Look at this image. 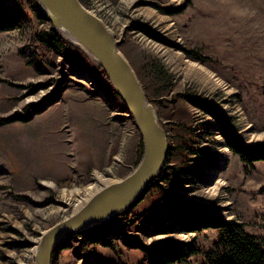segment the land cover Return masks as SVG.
<instances>
[{
	"label": "rangeland",
	"instance_id": "rangeland-1",
	"mask_svg": "<svg viewBox=\"0 0 264 264\" xmlns=\"http://www.w3.org/2000/svg\"><path fill=\"white\" fill-rule=\"evenodd\" d=\"M5 1L10 8L22 9L24 24L0 33V118L26 114L27 107L39 105L59 91L61 97L67 87L84 85L93 91L74 76L70 66L74 64L62 55L47 58L37 52L36 33L54 29L41 18L37 0ZM110 1L116 8L110 24L117 29L119 49L136 72L170 147L162 176L152 182L142 201L128 211L125 219L110 230L109 239L115 249L74 235L68 250H62V264H148L147 255L140 248L125 244L128 238L146 246L165 239L193 244L199 254L190 256L184 264H208L220 231L183 232L169 214L172 199L223 221L243 223L246 232L264 245V162L248 167L229 148L219 175L213 178V182L223 180L227 184L223 189L229 206L220 209L213 207L220 203L218 199L214 203L198 200L197 192L210 181L211 173L204 161L196 157L197 152L189 150L199 149L205 134L200 133L198 123L205 112L189 99L211 104L229 118L244 144L264 143V138L249 142L244 137L243 120L228 115L222 108L238 104L252 132L264 134V0ZM141 9L153 10L168 21L157 25L138 12ZM167 24L173 27L165 31ZM120 27L123 32L118 31ZM176 38L178 44L174 43ZM192 51L208 60L193 58L189 54ZM177 53L211 69L236 92L231 97L220 91L211 93L196 79L176 71L175 59L170 55ZM90 60L85 70L99 77L98 64ZM45 83L50 85L37 89ZM102 99L108 102L110 120L107 131L99 130L93 135L94 139L97 137L96 144L107 149L105 163L97 167L79 163L86 159L84 137H80V132L72 136L67 125L62 124L63 110L51 109L57 102L46 104L44 111L33 114L27 123L0 125V264H34L41 234L66 217L54 212L65 205V191L83 190L94 182L96 171L111 182L120 181L141 162L142 137L126 106L116 95H110V100ZM72 148L75 158H80L74 169L67 157ZM82 166L88 171L80 175ZM163 227L171 232L159 234ZM178 234L184 238H177Z\"/></svg>",
	"mask_w": 264,
	"mask_h": 264
},
{
	"label": "water",
	"instance_id": "water-1",
	"mask_svg": "<svg viewBox=\"0 0 264 264\" xmlns=\"http://www.w3.org/2000/svg\"><path fill=\"white\" fill-rule=\"evenodd\" d=\"M41 14L59 35L93 59L105 72L138 128L143 141V157L124 179L96 193L77 212L41 234L34 264H51L53 255L70 237L80 235L119 218L142 201L149 185L162 172L169 152V140L152 104L120 42L79 0H37ZM67 32L75 42L67 40Z\"/></svg>",
	"mask_w": 264,
	"mask_h": 264
},
{
	"label": "trees",
	"instance_id": "trees-1",
	"mask_svg": "<svg viewBox=\"0 0 264 264\" xmlns=\"http://www.w3.org/2000/svg\"><path fill=\"white\" fill-rule=\"evenodd\" d=\"M34 7L36 8V6ZM41 18L45 20L43 16ZM23 24L24 15L22 9L18 6L10 8L5 0H0V33L13 31ZM35 39L39 44L37 52L43 53L47 58L54 54L62 55L66 61L82 69H87L92 62L88 55L64 40L53 28L49 31L36 33ZM189 54L196 59L208 60V58L199 56L194 51L189 52ZM98 79L111 95H116L109 79L100 66ZM49 85V83L39 84L37 89H44ZM60 95L61 91L54 96L48 97L39 105L27 107L25 109L26 114L16 113L9 118H0V125L14 122L27 123L32 119L33 114L43 112L46 104L52 105L58 102ZM189 101L199 110L223 120L222 132L230 150L234 155L240 157L248 167H253L257 162H264V143L257 145L244 144L231 120L223 116L213 105L199 99H189ZM189 150L193 153L197 152L193 148H189ZM127 214L128 212L107 224L80 235L89 243L101 244L115 249L109 239L110 230L119 224L121 220L125 219ZM169 214L172 221L179 225L185 233H199L203 229H218L220 231L219 240L215 243V250L208 255V264H264V245L258 238L246 232L243 223L223 221L205 210L183 206L173 199ZM170 232L171 229L168 227H163L159 230V234ZM71 239L72 237L67 239L61 245V249L69 248ZM125 244L130 248H140L147 255L148 264H184L190 256L199 254V250L193 244L185 245L167 239L156 241L154 245L146 246L133 243L128 238L125 240Z\"/></svg>",
	"mask_w": 264,
	"mask_h": 264
},
{
	"label": "bare ground",
	"instance_id": "bare-ground-1",
	"mask_svg": "<svg viewBox=\"0 0 264 264\" xmlns=\"http://www.w3.org/2000/svg\"><path fill=\"white\" fill-rule=\"evenodd\" d=\"M128 1L133 3L137 0H128ZM138 12L146 15L148 18H152V20L156 22L157 25H160L163 22L165 23L168 21V18L160 16L156 12L150 9H141V10H138ZM172 27H173V24H167L165 25L164 28H165V31H167L171 29ZM118 31L123 32V29L120 27V30L118 29ZM111 32L113 35L116 34L115 30H112ZM173 32L176 33L175 31ZM61 34L67 40L71 42H75V40L67 32L61 31ZM174 40H175L174 43L178 44L177 42H179V39L176 38ZM156 48L158 50L161 49V47H158V46ZM170 56L171 58L175 59L176 71H180L181 73H185L188 77L196 79L199 83L203 84V87L207 88L211 93L220 91L224 93L226 96L231 97L236 92V90L232 87H229L227 83L221 77H219V75H217L214 71L205 67L201 63L194 62L186 58L182 53H177V54L170 55ZM222 108L224 111L227 112L228 115L238 116L241 118V120H243L244 137L249 142H256L264 138V134H255L252 132L251 125L250 123H248L246 115L243 113L244 111L242 112L238 104L225 105V106H222ZM227 151L228 150L224 151L226 156L229 155ZM119 158L120 157L118 156L116 160H119ZM210 181L206 182V184L201 186V190L197 192L196 196L198 200L204 199L206 203H209V202L214 203L218 199L220 203L213 207L225 209L227 206H229V202L227 201L228 198H227L226 192L223 189L227 187L226 182L223 180H218V181L215 180V182H213L214 181L213 178H211ZM112 183L113 182L107 179L103 173L96 171L94 174V182L90 183L83 190L79 188H75L72 191L69 190L70 192H67L68 190L65 191L64 196H63V202L65 203V205L62 207H58L57 210L54 212L59 213L62 216H66V217L70 216L71 214L77 212L82 206H84L96 193H98L100 190H102L103 188H105L106 186ZM82 192H83V195H82ZM176 236L177 238H184V236L181 234H178Z\"/></svg>",
	"mask_w": 264,
	"mask_h": 264
},
{
	"label": "crops",
	"instance_id": "crops-1",
	"mask_svg": "<svg viewBox=\"0 0 264 264\" xmlns=\"http://www.w3.org/2000/svg\"><path fill=\"white\" fill-rule=\"evenodd\" d=\"M75 86L67 87L59 98V101L51 106V109H62L63 115L60 119L63 121L62 124L67 125L66 127L69 129V133L75 137V134L80 132V137H84L82 140H85L83 149L86 152V159H76L74 149L72 148L70 153L67 154L68 161L71 160L72 168H75L79 160V163L83 164V166L87 167L90 164L91 167H97L95 165L105 163L104 157L107 149L105 145H97V137L94 139L93 135L95 136V133H98L99 130L107 131L108 129L107 124L110 120V112L107 106L108 102L98 97L95 92L84 85ZM57 123L59 124L58 121ZM92 139L95 141L92 142ZM91 149H94V151L91 152ZM83 166L79 168L78 173L80 175L88 171L86 168V171L83 170ZM63 176L65 175L62 174ZM62 250L67 251L68 249Z\"/></svg>",
	"mask_w": 264,
	"mask_h": 264
},
{
	"label": "built area",
	"instance_id": "built-area-1",
	"mask_svg": "<svg viewBox=\"0 0 264 264\" xmlns=\"http://www.w3.org/2000/svg\"><path fill=\"white\" fill-rule=\"evenodd\" d=\"M81 5L93 16L101 21V23L109 29V31L117 29L114 25L111 26L110 20L116 15V8L110 0H79ZM118 8V7H117ZM112 29V30H111ZM116 37V34L114 35ZM64 59V57L61 56ZM74 76L81 78L88 86L94 91L97 92L98 96L104 99L110 100V93L108 92L105 86L101 85L98 77L91 71L79 68L76 65L70 64ZM199 124H201L200 133L202 134V141L199 149H196V157L204 161V165L207 168H210L209 172L211 177L215 178L219 175L221 169L223 158H226L225 150L229 151V146L227 140L223 135V120L218 119L208 113H204L203 116L199 119ZM209 152L208 154H205ZM230 152V151H229ZM193 172L194 171H190ZM162 173V172H161ZM161 176V175H160ZM159 176V177H160ZM158 177V178H159ZM186 177H182L185 179ZM208 180V179H207ZM214 180V179H213ZM218 181V180H217ZM87 242V240L85 239ZM61 253L62 249H59L51 260V264H62L61 262Z\"/></svg>",
	"mask_w": 264,
	"mask_h": 264
}]
</instances>
